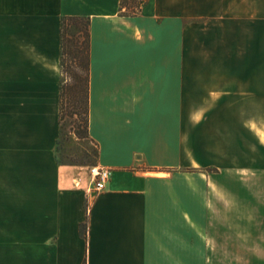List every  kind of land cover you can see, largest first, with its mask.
<instances>
[{
  "label": "crops",
  "instance_id": "obj_1",
  "mask_svg": "<svg viewBox=\"0 0 264 264\" xmlns=\"http://www.w3.org/2000/svg\"><path fill=\"white\" fill-rule=\"evenodd\" d=\"M61 16L90 19L93 197L54 157ZM0 264H264V0H0Z\"/></svg>",
  "mask_w": 264,
  "mask_h": 264
},
{
  "label": "trees",
  "instance_id": "obj_2",
  "mask_svg": "<svg viewBox=\"0 0 264 264\" xmlns=\"http://www.w3.org/2000/svg\"><path fill=\"white\" fill-rule=\"evenodd\" d=\"M144 0H120L124 15H134ZM89 17L61 16L59 21V133L54 145L58 165L73 166L61 161L62 124L66 117H76L73 134L79 141H89L94 146L91 165L98 161V146L90 138L89 124ZM207 171V170H206ZM85 234V225L81 228Z\"/></svg>",
  "mask_w": 264,
  "mask_h": 264
},
{
  "label": "rangeland",
  "instance_id": "obj_3",
  "mask_svg": "<svg viewBox=\"0 0 264 264\" xmlns=\"http://www.w3.org/2000/svg\"><path fill=\"white\" fill-rule=\"evenodd\" d=\"M75 120L76 117H66L63 121L61 161L67 164H74L70 167L77 171V177L81 179V186L87 188L90 185V168L97 166V164L91 165L94 146L89 141H79L73 134L76 128ZM199 135L197 134V140ZM206 170L201 169L205 173ZM198 183L199 181L197 179L195 184L198 185Z\"/></svg>",
  "mask_w": 264,
  "mask_h": 264
},
{
  "label": "built area",
  "instance_id": "obj_4",
  "mask_svg": "<svg viewBox=\"0 0 264 264\" xmlns=\"http://www.w3.org/2000/svg\"><path fill=\"white\" fill-rule=\"evenodd\" d=\"M111 171L108 168L94 166L90 168V185L86 188V194L93 197L105 189L110 178ZM78 184H76L77 186Z\"/></svg>",
  "mask_w": 264,
  "mask_h": 264
}]
</instances>
